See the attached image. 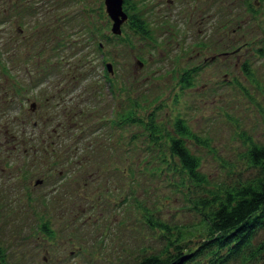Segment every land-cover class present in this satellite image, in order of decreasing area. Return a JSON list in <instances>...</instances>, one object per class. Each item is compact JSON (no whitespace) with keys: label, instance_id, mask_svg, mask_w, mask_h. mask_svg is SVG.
<instances>
[{"label":"rangeland","instance_id":"374dc122","mask_svg":"<svg viewBox=\"0 0 264 264\" xmlns=\"http://www.w3.org/2000/svg\"><path fill=\"white\" fill-rule=\"evenodd\" d=\"M123 6L129 15L137 9L150 35L127 18L116 36L104 0H0V245L8 264H136L166 244L144 208L173 225L198 219L178 175L159 171L160 152L128 121L136 105L144 116L154 108L167 127L180 115L207 138L187 144L214 182L253 172L242 153L248 138L264 144V0ZM194 67L193 85L182 87Z\"/></svg>","mask_w":264,"mask_h":264},{"label":"trees","instance_id":"16d2710c","mask_svg":"<svg viewBox=\"0 0 264 264\" xmlns=\"http://www.w3.org/2000/svg\"><path fill=\"white\" fill-rule=\"evenodd\" d=\"M248 5L254 9L251 2L248 1ZM128 20L133 30L147 34L137 9L128 13ZM88 24L85 29L91 32L89 38L95 39L97 28ZM259 51L261 54L262 50ZM242 67L245 74L252 75L248 63ZM197 70L198 67L184 70L180 81L182 87L193 85ZM138 109L141 108L136 105L137 115L129 116L128 121L140 125L147 144L160 152L158 159L163 165L159 171L178 175L176 185L181 191L183 186L184 198L198 219L187 225H173L160 219L155 211L144 208L146 222L152 228L160 229L166 244L161 253L144 255L136 264H264V236H260L264 230V144L248 138L242 157L246 166L253 169L251 175L214 182L201 169L200 156L187 144L192 140L198 145H207V138L195 132L180 115L171 127H167L160 122L154 108L145 116L140 115ZM47 226L43 224L45 229ZM197 237L198 242L191 245ZM0 264H8L1 245Z\"/></svg>","mask_w":264,"mask_h":264},{"label":"water","instance_id":"95a60500","mask_svg":"<svg viewBox=\"0 0 264 264\" xmlns=\"http://www.w3.org/2000/svg\"><path fill=\"white\" fill-rule=\"evenodd\" d=\"M106 12L108 13L109 17L112 19V27L111 31L114 34H121L122 33V24L127 20L128 14L124 10L123 3L124 0H104ZM139 64H142L140 59H137ZM108 69L111 71V64H108ZM41 182L38 180L37 183ZM183 259V258H182ZM169 264H177V262H171Z\"/></svg>","mask_w":264,"mask_h":264},{"label":"flooded vegetation","instance_id":"af4514ba","mask_svg":"<svg viewBox=\"0 0 264 264\" xmlns=\"http://www.w3.org/2000/svg\"><path fill=\"white\" fill-rule=\"evenodd\" d=\"M53 47V46H52ZM62 47V45L61 44H58V46L57 47H53L54 49L55 48H57V49H60ZM4 73V70H3V68L1 67V65H0V75L1 74H3ZM10 91H11V93H12V95H13V97L14 98H17L19 95H18V90H17V85H15V83L14 84H11V86H10ZM20 101V100H19ZM22 102H23V100H21ZM24 112H25V110H24ZM33 124L35 125V122H33Z\"/></svg>","mask_w":264,"mask_h":264}]
</instances>
